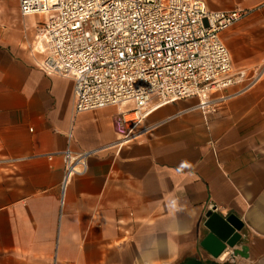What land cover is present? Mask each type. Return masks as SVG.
I'll list each match as a JSON object with an SVG mask.
<instances>
[{
  "label": "crops",
  "instance_id": "crops-1",
  "mask_svg": "<svg viewBox=\"0 0 264 264\" xmlns=\"http://www.w3.org/2000/svg\"><path fill=\"white\" fill-rule=\"evenodd\" d=\"M203 1L248 11L220 39L234 71L264 70V0ZM45 19L0 0V264H264V73L212 113L159 106L125 142L119 107L75 113L73 80L40 70ZM68 146L95 153L61 203ZM209 212L243 224L247 258L202 246Z\"/></svg>",
  "mask_w": 264,
  "mask_h": 264
},
{
  "label": "built area",
  "instance_id": "built-area-1",
  "mask_svg": "<svg viewBox=\"0 0 264 264\" xmlns=\"http://www.w3.org/2000/svg\"><path fill=\"white\" fill-rule=\"evenodd\" d=\"M17 2L23 15L46 16L40 70L73 80L75 113L119 107L121 141L134 138L159 106L197 98V108L212 113L223 98L211 94L245 80L251 89L264 73L255 69L249 77L245 70L234 71L220 39L222 31L247 16L246 10L213 12L203 0ZM94 153L74 152L70 146L61 152V203L72 180L86 174Z\"/></svg>",
  "mask_w": 264,
  "mask_h": 264
},
{
  "label": "water",
  "instance_id": "water-1",
  "mask_svg": "<svg viewBox=\"0 0 264 264\" xmlns=\"http://www.w3.org/2000/svg\"><path fill=\"white\" fill-rule=\"evenodd\" d=\"M205 227L209 230V235L202 242V246L211 254L214 259L221 258L222 255L227 257V249L231 250L230 257L247 258V248H237L241 241V231L243 224L235 217L229 216L224 218L217 213L209 212Z\"/></svg>",
  "mask_w": 264,
  "mask_h": 264
},
{
  "label": "rangeland",
  "instance_id": "rangeland-1",
  "mask_svg": "<svg viewBox=\"0 0 264 264\" xmlns=\"http://www.w3.org/2000/svg\"><path fill=\"white\" fill-rule=\"evenodd\" d=\"M209 1H212L213 3H217L219 4L220 0H209Z\"/></svg>",
  "mask_w": 264,
  "mask_h": 264
}]
</instances>
